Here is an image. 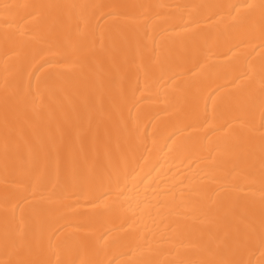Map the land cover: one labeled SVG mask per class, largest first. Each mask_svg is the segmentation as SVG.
I'll return each instance as SVG.
<instances>
[{"label":"bare ground","instance_id":"obj_1","mask_svg":"<svg viewBox=\"0 0 264 264\" xmlns=\"http://www.w3.org/2000/svg\"><path fill=\"white\" fill-rule=\"evenodd\" d=\"M0 264H264V0H0Z\"/></svg>","mask_w":264,"mask_h":264}]
</instances>
